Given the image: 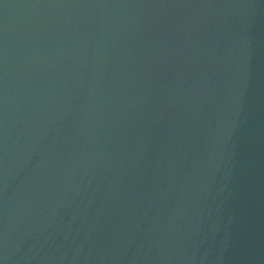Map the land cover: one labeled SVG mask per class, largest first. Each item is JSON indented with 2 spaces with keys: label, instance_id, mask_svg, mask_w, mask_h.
<instances>
[{
  "label": "water",
  "instance_id": "obj_1",
  "mask_svg": "<svg viewBox=\"0 0 264 264\" xmlns=\"http://www.w3.org/2000/svg\"><path fill=\"white\" fill-rule=\"evenodd\" d=\"M0 264H264V0H0Z\"/></svg>",
  "mask_w": 264,
  "mask_h": 264
}]
</instances>
